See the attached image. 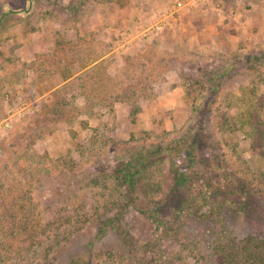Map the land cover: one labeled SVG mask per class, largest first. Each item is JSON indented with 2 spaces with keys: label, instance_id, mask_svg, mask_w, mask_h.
Listing matches in <instances>:
<instances>
[{
  "label": "rangeland",
  "instance_id": "1",
  "mask_svg": "<svg viewBox=\"0 0 264 264\" xmlns=\"http://www.w3.org/2000/svg\"><path fill=\"white\" fill-rule=\"evenodd\" d=\"M262 130L264 0H0V264H217Z\"/></svg>",
  "mask_w": 264,
  "mask_h": 264
},
{
  "label": "trees",
  "instance_id": "2",
  "mask_svg": "<svg viewBox=\"0 0 264 264\" xmlns=\"http://www.w3.org/2000/svg\"><path fill=\"white\" fill-rule=\"evenodd\" d=\"M246 117L248 115H245ZM244 131V127H241ZM254 128V127H252ZM257 131H253L251 135L253 136L254 143H257L260 138H257L258 136L255 134ZM262 133L264 134V130H262ZM250 134V131H249ZM198 133L196 137H193L191 144H199L198 139ZM191 136L184 139L188 142L190 141ZM194 140V141H193ZM257 141V142H256ZM192 147H189L188 149L191 151ZM192 152V151H191ZM190 152V153H191ZM154 154L150 152L148 155H140L136 160L132 161V159L125 160L123 162V166L121 169L116 171V181L124 185L125 187H128V190L134 192L136 190V184L137 179L139 178V174H141L143 171H145L148 168V162L151 160L152 156ZM182 181H185L187 179V175L182 174ZM238 180V186L243 187L246 191L249 190V183L242 179L237 178ZM124 198L126 197V193ZM124 200V199H123ZM235 202V201H234ZM121 206L125 204V201L120 203ZM217 207L211 206L210 212L216 211V208H218L219 211H217L220 216L223 217L222 212L224 210L223 205H220L218 203L216 205ZM236 211L240 213H248L251 211V207L249 204V199H241L239 202L236 203ZM205 211H202V213ZM204 216L208 215V211L204 213ZM112 221V218H109V221ZM106 223L101 229L102 231H106L110 226L108 225V222L104 221ZM222 231V229L220 230ZM223 234H230L228 232H224ZM228 239L218 241L216 247H215V253L217 255V264H264V237L249 233L246 236L238 238L237 236L231 237L228 236ZM76 260H74L75 262ZM77 263V262H76ZM198 264V262H197Z\"/></svg>",
  "mask_w": 264,
  "mask_h": 264
},
{
  "label": "built area",
  "instance_id": "3",
  "mask_svg": "<svg viewBox=\"0 0 264 264\" xmlns=\"http://www.w3.org/2000/svg\"><path fill=\"white\" fill-rule=\"evenodd\" d=\"M179 4H180V5H182L183 3H182V2H180Z\"/></svg>",
  "mask_w": 264,
  "mask_h": 264
}]
</instances>
